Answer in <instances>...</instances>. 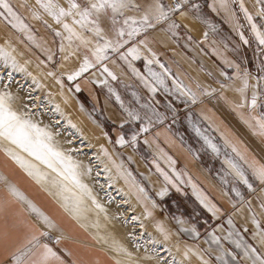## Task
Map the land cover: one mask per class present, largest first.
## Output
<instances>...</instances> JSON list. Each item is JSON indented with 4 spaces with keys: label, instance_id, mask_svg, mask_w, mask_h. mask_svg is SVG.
Masks as SVG:
<instances>
[{
    "label": "crops",
    "instance_id": "obj_1",
    "mask_svg": "<svg viewBox=\"0 0 264 264\" xmlns=\"http://www.w3.org/2000/svg\"><path fill=\"white\" fill-rule=\"evenodd\" d=\"M137 2L144 4L148 0H137ZM192 2L202 5L200 11L205 12L202 15L203 18L204 14H207L204 20L186 10L188 13L186 16L181 17L180 14L177 16V21L181 24L178 35L173 36L170 32L162 31L166 28L165 25H157L154 30H149L148 48H151L152 52L157 54L160 63L164 64L174 76L178 75L184 84L196 90V85L199 83L204 87L216 88L218 91L211 96H201L196 104L184 106V110L175 117L171 115V124L154 126L147 132H142V135L138 133V147L136 142L133 144L130 142L131 139H128L129 143L123 145L122 151L126 153L127 162L131 163V168L139 180L160 206L158 210L152 209L154 224L157 225L158 221L162 222L164 227L172 233L169 243L182 258L184 244L199 245L201 249L207 248L208 244L205 242L207 233L213 228H216V234L222 237H226L229 231H233L232 226L227 222L228 216L232 213H235L232 217L235 229L239 230L247 243L260 250L258 241L252 239V233L257 230L252 221V213L253 210L256 212L257 219L264 226V209L260 208V197L264 196V185L255 181L249 173V180L253 183L254 191L248 189L230 174L231 169L226 161L234 158L230 146L234 144L249 159L254 157L260 163H264V137L255 135L252 128L240 119L232 104L221 97L223 92L228 101L240 102V94L232 88L221 89L220 85L233 83L222 76V72H226L228 76L236 75L235 68L228 67L225 60L238 64L241 70L248 69L252 73L251 83H255L256 65L264 59V54L257 51V41L251 31V25L240 9V0H233V3L229 0L232 11L238 18L239 25L242 26L239 29L236 28V21L223 9H219L218 12L212 11L208 5L212 4L213 0H192ZM243 4L253 15L255 23L260 25L262 19L256 14L262 5L258 0H243ZM129 14L140 15L138 12ZM205 20L209 24L205 23ZM239 31L244 33L249 41L248 44L243 43L238 35ZM126 48L127 46L121 51H126ZM141 48L143 56L151 59V53L143 46ZM143 56L132 63L140 73L147 75L148 71L145 70L147 62ZM104 63L117 78H120L122 84L136 85L152 95L128 64L119 58V54ZM153 65L160 70L159 72L162 71L159 64ZM95 68L89 79L80 80V87L88 91L93 103L103 108L106 119L115 128L120 127L124 133V128L132 121L108 94L103 96L99 93L105 84L97 81H103L105 75L102 74L99 65ZM107 80L106 89L108 84H114L116 81L110 77ZM169 80L172 83L171 77ZM235 86H241V81L236 80ZM251 92L252 90L249 89V99ZM158 93L162 95L161 90ZM241 111L245 115L253 112L247 107ZM189 112L192 114V120L195 117L208 131L206 135L220 148L218 155L206 144L204 151L201 152L175 131L173 121L184 120L185 117L188 121ZM262 112L264 108L258 106L253 114L258 116ZM126 120L127 123H125ZM128 136L131 138L132 135L128 134ZM225 139L229 141V146H225ZM169 157L175 161L174 165L171 164ZM157 164L176 181L179 191L176 187L166 184L163 175L157 171ZM177 173L179 176L176 175ZM0 177L7 178L6 181L0 179V264H14L13 257L21 254H23L22 264H33L43 249L29 241L33 235H39L41 231L55 233L60 238L57 244L43 242L41 240L43 236L39 237L40 244H48L59 254L64 264H115L116 256L99 242L98 236L91 227L65 211L59 198L45 191L15 161L3 155L1 150ZM9 183L15 184L28 200L48 215L55 222L56 228L48 229L25 201L13 196L8 189ZM165 186L168 187V194L164 197L158 196L159 190ZM236 189L243 194V201L236 196ZM198 195L206 197L208 202L221 209L219 218H214L200 203ZM248 201H251V207ZM175 218L183 219L184 227L195 225L200 236L197 238L190 233H181V225ZM205 221L207 224L204 223ZM244 228L248 231L244 232ZM177 243L180 244V252L176 250ZM222 243L230 250L240 251L230 241H222ZM205 258H208L207 255ZM51 264H59V262L53 260ZM190 264H201V262L193 254ZM213 264H216L215 260Z\"/></svg>",
    "mask_w": 264,
    "mask_h": 264
},
{
    "label": "snow or ice",
    "instance_id": "obj_2",
    "mask_svg": "<svg viewBox=\"0 0 264 264\" xmlns=\"http://www.w3.org/2000/svg\"><path fill=\"white\" fill-rule=\"evenodd\" d=\"M262 7L257 12V16L261 17L262 22L260 25L255 23L254 17L244 7L243 0H240V9L244 12L245 18L251 25V31L257 41V51L264 54V0H258ZM40 7L53 16L57 24H61L63 29L67 32L65 37L64 32L53 30L56 36L61 37L59 51L65 53L67 48H70L74 41H78L77 50L80 46H83L85 55L83 62L79 68L71 72H62L60 76H57L56 71H48L47 75L56 77L63 88V77L66 76L67 80L75 81L77 78L87 73L90 69L100 66L102 74L105 75L103 81H97L107 85V78L117 79L115 73L109 69L108 65L104 63L109 59L108 53H119V58L124 60L128 66L132 69L133 73L140 78L145 88L149 90L152 97L163 89L166 94L176 96L181 100L185 106L190 104H196L201 96H211L217 92L218 89L211 88V86L204 87L197 83L196 90L190 85L184 84L178 78V75L174 76L171 71L160 63L157 54L152 52L151 48H148V33L149 30H154L157 25L166 24L167 27L162 31L170 32L173 36L178 35V29L181 24L177 23L172 17L179 12L181 17L186 16L188 13L185 9L200 11L202 5L197 3H190V0H148L147 3H138L137 0H86L85 3H78L77 0H69V6L63 7L56 0H37ZM212 11L218 12L219 9H223L228 13L233 20L236 21V28L239 29L242 26L238 23V18L235 17L234 12L229 4V0H213L212 4L208 5ZM131 12H138L140 15H131ZM33 17L35 19H42L40 13L34 12ZM0 18L6 23V26L16 29L17 31L24 33L28 40L35 43V38L31 33L29 25L25 23L21 17L17 7L11 2V0H0ZM71 18L72 23H68V19ZM205 23H209L205 20ZM47 24V21H45ZM51 27V25H48ZM214 28V26H212ZM87 33V34H86ZM110 33H114L115 38H110ZM241 40L244 44H248V39L244 36L242 31L238 32ZM207 38V33H205ZM17 39H19L17 37ZM67 39L68 45L66 46L64 40ZM191 39V37H189ZM22 43V41H20ZM127 46L126 51H121ZM143 48H146L151 53L152 58L143 56ZM36 47L40 48L41 52L46 55L47 61H52L54 53L50 48L42 47L40 44H36ZM90 54V55H89ZM24 53L18 52L16 47L13 46L11 39L7 40L4 44H0V84L7 81V84H3V90H0V145L7 142L10 145H14L22 153H26L27 156L21 155L14 148L4 147V151L14 160L16 163L24 169L28 176L32 177L38 184H40L45 191H48L50 195H55L59 198L61 206L65 211L69 212L74 218L80 220L86 216L89 210L86 206V201L91 200L95 209L99 212L107 213V209L97 199L93 189L89 184L85 183L84 177L91 176V165H84L82 161L76 159V155L80 153V149L71 147L73 144L72 139H68L66 143L69 145L67 149L61 147L58 143L57 137L59 132L53 131L54 127L60 126V121L54 123L44 124L43 116L47 112L49 114H59L61 118L66 119L67 125L75 129L81 137H84L82 130L71 120L70 117H65V114L58 103H54L49 100L48 103H53V108H48L44 101H40L37 105L39 97H33L32 91L44 89L46 85L41 82L40 78L33 75L28 70V65L32 63L31 60H27L23 63L20 62L18 57L23 56ZM76 51L69 52L68 55H64L63 59L68 60L70 56H75ZM146 60V67L148 68V74L144 75L133 66L134 60H139L141 57ZM41 64L45 61H40ZM159 64L162 69L161 72H156L152 69L151 65ZM230 68H235L236 75L228 76L226 72H222L221 75L225 76L227 80L233 83H221V89L232 88L234 91L240 94V102L228 101L227 97L221 92V97L228 103L232 104V107L237 110L240 119L252 128L255 135L264 137V112L260 115H254V110L259 106L264 108V59L256 65L257 75L255 77V83H251L252 73L248 69L241 70L238 64H234L228 60H225ZM39 66V65H38ZM64 67L63 64L60 65ZM6 70V71H4ZM14 73H24L27 77L31 78L32 85L30 86L27 101L31 102L32 108H28V104L25 103L24 107L28 108L26 111H18L14 107V102L21 100L18 94H14L11 91V84L14 82ZM211 75V73H210ZM172 78L173 87L168 86V78ZM241 81V86L236 87L235 81ZM23 88V85L20 86ZM76 91H80V85H75ZM251 89V97L249 99L248 90ZM20 89H17V93ZM109 92L114 90L109 86ZM63 95V93H61ZM53 93L49 92L48 97H51ZM132 95L136 98L137 102L140 97L137 93L133 92ZM115 98L120 102L121 108L127 113V117L130 120L138 121L144 119L146 122L139 129L140 132H147L152 124V117H155L157 121L162 122L167 117L156 110L154 104L144 103L140 107L143 109H149L152 116H148L147 112L142 117L140 113L131 108L125 107L124 101L121 99L119 93H115ZM67 100V98H66ZM158 103V102H156ZM83 107V105H81ZM165 107L170 109L175 117L177 114L176 107L173 106L171 100H168ZM250 108L253 112H249L247 115L243 111L244 108ZM35 109V111H33ZM191 112L188 113V121L191 124L196 134L203 138L205 144L211 148V150L217 155L220 153V148L212 142V140L205 135V131L202 130L199 125L192 120ZM128 121L126 120L125 123ZM175 122V120L173 121ZM123 127V125H121ZM72 136V133H69ZM107 135V133H105ZM138 133L133 132L131 136V143L135 144ZM86 140L87 137H84ZM111 139V138H109ZM116 143L123 146L129 143L125 139L123 134H119ZM147 143V140H145ZM225 146H229V141L225 139ZM234 158L228 159L226 162L231 169L230 174L233 175L238 181L247 186L248 189L253 190V183L249 180V173L258 181L264 185V163H260L254 157L249 159L244 152H241L236 145H230ZM101 151L104 157H107L116 168L120 177H123L132 193L135 194L137 200L145 205L147 215L151 217L153 215L152 209L158 205L155 200H152L148 195L147 190L135 181L131 172L124 170L123 164H117L112 159L111 154L107 148L101 145ZM246 151V150H245ZM28 157H31L29 159ZM97 160H101L99 155L96 156ZM131 159V157H129ZM169 160L171 158L169 157ZM35 161V162H34ZM171 164L174 165L175 161L171 160ZM43 166V168L41 167ZM157 171H159L168 185H172L177 188L176 181L164 172L163 169L156 165ZM175 172V168H173ZM104 172L107 174L108 187L110 188L115 182V178L112 175V168L107 164L104 166ZM179 176V173L176 174ZM96 176L99 177L100 173L97 172ZM2 180H7L6 177H0ZM104 186L101 185V188ZM195 189V185H193ZM9 192L18 198L25 201L32 212L36 213L48 229L56 228L55 222L44 212H42L32 201L22 193L15 184H8ZM123 191V189H121ZM236 196L241 201L244 200L243 194L236 189ZM128 193H126L127 195ZM168 194V187H162L157 193L158 196L164 197ZM111 200V196H109ZM200 203L212 214L214 218H219L218 214L221 209L216 207L215 204H211L207 201L206 197L198 195ZM260 208L264 209V196L260 197ZM251 207V201L247 202ZM150 205V206H149ZM235 207V204H233ZM235 213L228 216V224L232 226L233 231H229L226 237H222L216 234V228H213L211 232L207 233L206 243L207 248L201 249L199 245L184 244L183 258L178 259L172 253V249L165 247L164 251L171 256V260H167L164 257L157 259V264H190L193 254L199 258L201 264H213L215 260L216 264H264V226L261 225V221L257 219L256 212L253 210L252 221L256 225V231L252 233V239L257 240L260 245V250L254 247L252 244L247 243L243 239V236L236 230L233 225L232 217ZM133 220H138L139 217H132ZM177 219V223L181 225V233H190L194 237H199L200 232L196 226L184 227L185 221L181 218ZM207 224V221L204 222ZM99 227V221L94 225ZM143 227V224L141 225ZM157 228L163 235L162 241H157L153 238L152 243L164 244L172 239V233L166 229L162 222H157ZM248 229L244 228V232ZM49 232L41 231L39 235H33L30 243L34 242L43 249L39 258L33 261V264H51V261H58L59 264H64V261L48 244H40V236H49ZM179 234V233H177ZM108 242L107 237H101ZM135 239V237H134ZM222 241H230L235 245L236 249L240 251L230 250L225 247ZM60 242V238L56 239V243ZM112 246L117 252L126 253L131 257V253L124 247L119 241L112 240ZM139 247V244H137ZM177 252H180V244L176 245ZM71 255V253H68ZM207 255V259L205 256ZM21 255L13 257L14 264H22ZM115 264H122L121 260H116Z\"/></svg>",
    "mask_w": 264,
    "mask_h": 264
},
{
    "label": "rangeland",
    "instance_id": "obj_3",
    "mask_svg": "<svg viewBox=\"0 0 264 264\" xmlns=\"http://www.w3.org/2000/svg\"><path fill=\"white\" fill-rule=\"evenodd\" d=\"M11 2L17 7V10L25 23L29 25L31 33L35 38V43L28 40L24 33L6 26V23L0 18V44H4L7 40L11 39L12 44L16 47L17 51L24 53L23 56L18 57L20 62L23 63L27 60L32 61V63L28 65V70L32 72L33 75L40 78L41 82L46 85L44 89L32 91L33 97H39L37 105H39L40 101H44L48 108H53L54 105L53 103H48L49 100L60 104L65 117H70L73 123L82 130L84 137H87L85 140L75 129L70 128L67 125L66 119L61 118L59 114H49L47 112L44 114V124L60 121V126L53 128V131L60 133L57 137L60 146L67 149L69 145L66 141L72 139L73 144L71 147L80 149V153L76 155V159L82 161L86 166L91 165L93 169L92 174L91 176H85L84 181L89 184L93 189L94 194L97 196V199L107 209L106 214L104 212H99L98 214V210L95 209L91 200H87L86 206L89 210L87 211L86 216L80 220L91 227L98 236L99 242L111 250L116 258L122 261V264H157V259L159 257H164L170 261L171 256L164 251L165 247L171 248L173 255L178 259H182V257L175 252L169 241L164 242V244L156 245L152 243L153 238L157 241L163 240L162 233L157 228V225L154 224V217H149L147 215L145 205L137 200L135 194L131 192L128 183H126L123 177L118 175L112 162L107 157H104L101 151V145H103L104 148L108 149L112 159L115 160L117 164L122 163L124 170L131 172L135 181L147 190L135 174L133 168H131V163L127 162L126 153L122 151L123 146L116 143L119 134H123L126 140L131 139L128 134L132 135L133 132L142 135V132H140L139 129L146 121L144 119L138 121L131 120L132 123L125 127L124 133H122L120 127L115 128V126L106 119L103 108L97 103L91 101L88 91L81 89V87L80 91H76L75 85H80V80L83 78L89 79L88 77L96 68L90 69L75 81H69L67 80V77L64 76L63 88L56 77L48 76V71H56L57 76H60L62 72H71L78 69L83 62L85 50L83 46H80L77 50V44L79 42L74 41L72 46L67 48L65 53L59 51L61 37L56 36L53 30L55 29L64 32L65 37L67 36V32L63 29L61 24L56 23L53 16L49 15L40 7L37 0H11ZM56 2L65 8L69 6V0H56ZM77 2L83 4L86 0H77ZM190 2L193 3L192 0H190ZM231 3H233V0H231ZM186 10L203 20L207 16V14H204L203 18L202 15L205 12L185 9V11ZM34 12L40 13L42 19H35L33 17ZM178 14L179 12L172 17L177 23ZM45 21H47V24H45ZM68 23H72L71 18L68 19ZM48 25H51V27H48ZM160 25H165V27H167L166 24ZM17 37L19 39H17ZM110 38H115L114 33H110ZM20 41H22V43ZM64 43L66 46L68 45L67 39L64 40ZM36 44H40L42 47L50 48L52 50L54 53L52 61H47L46 55L41 52L40 48L36 47ZM74 50L76 51L75 56H70L68 60L63 59L64 55H68L69 52ZM117 54L119 53L109 52L108 56L109 58H113ZM40 61H45V63L41 64ZM61 64L64 65L63 68L60 67ZM151 67L156 72L160 71L157 70L154 65H151ZM145 70L148 71V68L146 67ZM115 80L114 84H108L107 89L106 85H104L99 93H102L103 96L108 94L110 99L112 98L123 112L124 110L121 108L120 102L115 98V93H119L121 99L124 101L125 107L138 111L142 117L145 116L146 112L148 116H152L149 109H143L140 107V105L144 103L154 104L156 110L167 117L162 122L157 121L155 117H152V124L149 129L160 124L170 123V118L171 115L173 116V113L170 109L165 107L168 100H171L173 106L176 107L177 114L184 110L183 108L185 105L182 101L177 99L176 96L166 94L163 89H161L162 95L160 96V94L157 93L154 99L145 89H139L136 85L122 84L120 78ZM3 84H7V81H4ZM3 84H0V90H3ZM21 85H23V88L20 87ZM30 86L34 88L30 77H27L24 73H14V82L10 87L14 94H18L21 97V100L14 102V107L18 111H26L28 108H32L31 102L27 101ZM109 86L114 92H109ZM168 86L173 87L169 78ZM17 89H20L18 93ZM49 92L53 93L51 97H48ZM133 92L139 95L140 100L138 102L132 95ZM61 93H63V95ZM25 103L28 104V108L24 107ZM81 105H83V107H81ZM33 111H35V109H33ZM124 113L126 114V112ZM193 122L197 123L199 127L205 131V135L208 133L204 126L195 117L193 118ZM172 125L175 131L191 145L201 150V152L204 151L203 148L205 147V142L203 138L196 134L189 121L186 120V117L184 120L180 119L179 121L173 122ZM69 133H72V136H70ZM105 133H107V135H105ZM137 141H139L138 137L136 140L138 147ZM4 147L14 148L17 152H20V150L7 142L0 145L1 153L8 159L14 161L4 151ZM20 154L27 156L26 153L20 152ZM97 155L101 157V160L96 159ZM28 158L31 159V157ZM105 164L112 168V175L115 178V182L110 188L108 187L107 174L104 172ZM41 167L43 168V166ZM97 172L100 173L99 177L96 176ZM101 185L104 187L101 188ZM121 189H123V191H121ZM126 193L128 194L126 195ZM148 195L154 200L149 192ZM109 196H111V200L109 199ZM156 204L158 206L155 209H160L159 204L157 202ZM134 216L139 217V219L133 220L132 217ZM97 220L99 221L98 228L94 226L97 223ZM142 224L143 227L141 226ZM101 237H107L108 242L105 243ZM113 239L119 241L124 247H126L128 252L132 254L131 257L126 253L115 251L112 246ZM137 244H139V247H137Z\"/></svg>",
    "mask_w": 264,
    "mask_h": 264
},
{
    "label": "built area",
    "instance_id": "obj_4",
    "mask_svg": "<svg viewBox=\"0 0 264 264\" xmlns=\"http://www.w3.org/2000/svg\"><path fill=\"white\" fill-rule=\"evenodd\" d=\"M171 2V0H169ZM59 238L55 233L50 232L49 236H43L41 240L43 242L56 243V239Z\"/></svg>",
    "mask_w": 264,
    "mask_h": 264
}]
</instances>
